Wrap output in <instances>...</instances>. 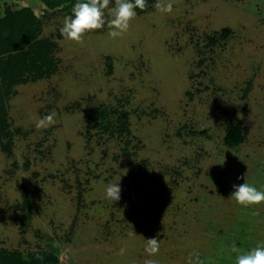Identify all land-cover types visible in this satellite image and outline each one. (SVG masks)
Wrapping results in <instances>:
<instances>
[{"label":"rangeland","instance_id":"374dc122","mask_svg":"<svg viewBox=\"0 0 264 264\" xmlns=\"http://www.w3.org/2000/svg\"><path fill=\"white\" fill-rule=\"evenodd\" d=\"M18 1L0 0V17ZM24 1L58 63L9 101L17 133L11 155L0 147V250L53 247L59 264H235L233 244L244 253L264 243V203L231 198L244 182L264 191V0H172L171 13L156 0L121 37L106 23L83 43L60 32L72 14ZM99 104L126 113L128 136L86 135L87 110ZM52 112L56 123L38 129ZM237 121L244 135L232 146ZM117 182L113 202L106 187ZM149 238L159 241L154 255Z\"/></svg>","mask_w":264,"mask_h":264},{"label":"trees","instance_id":"16d2710c","mask_svg":"<svg viewBox=\"0 0 264 264\" xmlns=\"http://www.w3.org/2000/svg\"><path fill=\"white\" fill-rule=\"evenodd\" d=\"M63 2V3H62ZM81 0H42L44 13L65 12L72 14L75 3ZM86 2V1H83ZM156 0H146L147 7L135 9L137 15L146 12L149 5ZM115 3V0H110ZM40 17L32 6L23 4L15 10L7 7L0 17V147L7 155H11L15 133L11 130L9 120V101L15 94L14 87L49 78L57 69L55 53L57 45L50 38L40 37ZM224 37L226 34L224 32ZM199 67L203 60H199ZM247 92H245L246 96ZM94 128L119 137L129 135L126 113L118 108L99 104L89 108L86 113V130L88 137ZM244 122L237 121L229 126L226 144L239 145L244 135ZM125 151V150H124ZM22 200L18 204L21 213L20 223L26 225L30 221L32 199L25 186L20 187ZM0 264H59L56 249L49 251L36 250L28 253L0 250Z\"/></svg>","mask_w":264,"mask_h":264},{"label":"clouds","instance_id":"9594fccd","mask_svg":"<svg viewBox=\"0 0 264 264\" xmlns=\"http://www.w3.org/2000/svg\"><path fill=\"white\" fill-rule=\"evenodd\" d=\"M110 0H86L77 2L72 9V15L66 16L63 21L61 34L71 41L83 43L86 33L102 29L107 23L110 31L108 35L112 38L121 37L129 30L131 21L136 17L135 9L141 10L147 7L146 0H115V7L109 8ZM157 10L164 13L173 11L172 0H158L155 5ZM108 10L112 18L105 20V10ZM52 112L36 122L38 129L47 128L56 123ZM239 179V178H238ZM234 192L231 194L238 204L248 207L264 203V191L258 190L246 182L239 186L234 185ZM121 189L118 182L106 187V196L110 200L120 199ZM145 251L149 255H154L159 251V241L156 238H149ZM232 252L240 253L236 257L235 264H264V243L257 245L251 250L241 253L235 244L231 248Z\"/></svg>","mask_w":264,"mask_h":264},{"label":"crops","instance_id":"0c3cea01","mask_svg":"<svg viewBox=\"0 0 264 264\" xmlns=\"http://www.w3.org/2000/svg\"><path fill=\"white\" fill-rule=\"evenodd\" d=\"M18 2L22 3V5H23V4H25V5L28 4V3H26L24 0H21V1H18ZM18 2H16V3H18Z\"/></svg>","mask_w":264,"mask_h":264}]
</instances>
